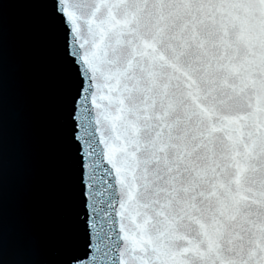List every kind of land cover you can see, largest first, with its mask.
I'll return each instance as SVG.
<instances>
[{"label":"snow or ice","instance_id":"snow-or-ice-1","mask_svg":"<svg viewBox=\"0 0 264 264\" xmlns=\"http://www.w3.org/2000/svg\"><path fill=\"white\" fill-rule=\"evenodd\" d=\"M61 79L62 264H264V0H0Z\"/></svg>","mask_w":264,"mask_h":264},{"label":"water","instance_id":"water-1","mask_svg":"<svg viewBox=\"0 0 264 264\" xmlns=\"http://www.w3.org/2000/svg\"><path fill=\"white\" fill-rule=\"evenodd\" d=\"M63 121L46 19L9 3L0 19V264H62L80 250Z\"/></svg>","mask_w":264,"mask_h":264}]
</instances>
